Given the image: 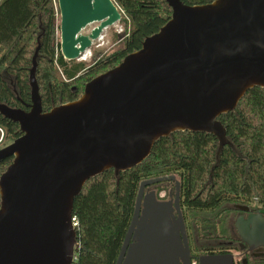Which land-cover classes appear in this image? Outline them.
Wrapping results in <instances>:
<instances>
[{
  "label": "water",
  "instance_id": "obj_1",
  "mask_svg": "<svg viewBox=\"0 0 264 264\" xmlns=\"http://www.w3.org/2000/svg\"><path fill=\"white\" fill-rule=\"evenodd\" d=\"M165 1L170 18L139 49L87 81L77 99L47 111L35 77L37 36L28 110L0 102V114L21 132L0 148V160L12 157L0 174V264H72L73 201L84 183L139 164L161 137L213 134L216 159L224 145L237 153L217 117L233 111L247 90L264 88V0ZM56 7L66 62L82 59L122 18L114 0H56ZM168 179L140 182L115 264H234L230 252L190 256L179 183L165 201L145 191ZM263 212L235 221L249 249H264Z\"/></svg>",
  "mask_w": 264,
  "mask_h": 264
},
{
  "label": "trees",
  "instance_id": "obj_2",
  "mask_svg": "<svg viewBox=\"0 0 264 264\" xmlns=\"http://www.w3.org/2000/svg\"><path fill=\"white\" fill-rule=\"evenodd\" d=\"M181 1L199 5L213 0ZM114 2L122 11V29L121 34H112V40L119 41L120 46L86 64L83 60L66 62L59 52L56 0H0V102L28 110V71L37 36L35 77L42 109L47 111L77 99L87 81L139 49L144 38L158 31L171 16L165 0ZM4 73L13 78L15 86L8 84ZM217 119L237 153L224 145L216 159L218 142L213 134L178 130L156 140L144 160L120 171L117 177L109 168L89 178L73 201L72 216L77 226L76 259L72 264H115L140 182L166 175L178 179L185 227L190 222L193 228L208 229L210 235L204 238L215 239H202L200 245L192 241L194 254L223 253L224 248L219 245L208 246L228 239L223 233L218 234L223 216L235 215L239 205L264 206V88L256 86L247 90L233 111ZM0 128L5 140L12 141L21 134L18 123L1 114ZM11 160L12 157L0 160V174ZM169 182L172 183L169 179L160 181L145 189H153L158 195ZM225 204L230 207L220 209ZM209 213L225 215L215 220L212 216L206 222L202 214ZM246 264H264V258L249 257Z\"/></svg>",
  "mask_w": 264,
  "mask_h": 264
},
{
  "label": "rangeland",
  "instance_id": "obj_3",
  "mask_svg": "<svg viewBox=\"0 0 264 264\" xmlns=\"http://www.w3.org/2000/svg\"><path fill=\"white\" fill-rule=\"evenodd\" d=\"M56 23L57 24L59 23V14L56 15ZM121 29H122V26H121L120 22L116 23L113 27L107 28L103 32L102 37L91 46V48L89 49V51L86 54V56L84 57V59L82 58L80 60L85 61L86 64H91L102 53L111 51V50L119 47L120 46L119 41H113L112 40V34L115 33V32L121 34ZM56 38L58 39V31H56ZM8 78H10V77H8ZM9 85H11V84L9 83ZM11 86H15L14 85V82H13V84ZM2 135H3V131L0 128V144L1 145H7V144H9L11 141L10 140H5L4 138H2ZM166 176H173V179L171 180L172 183L169 182V183H165L164 184V186L166 188L165 189L166 192L169 191V193L173 194V192L175 191V181H177L178 179L174 175H166ZM227 207H230V205H228V204L227 205L226 204L225 205H222L220 209L227 208ZM223 215H225V214L222 213V214H220L218 216H216L215 213L202 214V216H206V217H203V219L206 218L205 219L206 222L208 221V219L211 220L212 216L215 217V218H213L215 220V219H220ZM225 217L228 220H226V219L224 220ZM234 217L235 216L233 214H228V215L226 214V216H223V219L221 220V223L218 226V230H219V233L218 234L221 235L223 233L226 237L229 236V233L226 230H227V228H230L231 230H233V220H234ZM187 220L188 221L190 220V219H188V216H187ZM191 225H192V223H190V222H188V224H186L187 231L189 233L191 242L192 241L193 242L195 241V243L197 245H200L201 244L200 240H202V239L203 240L204 239H207V240H215L214 238H204L206 235H210V233L208 232L209 231L208 229H201V228L200 229L199 228L197 229V227L196 228H193ZM221 244H223V243H221V241H219V242L214 241V242L209 243L208 246H214L215 247V246L221 245ZM193 246L195 247V245H193ZM74 255H75V253H74Z\"/></svg>",
  "mask_w": 264,
  "mask_h": 264
},
{
  "label": "flooded vegetation",
  "instance_id": "obj_4",
  "mask_svg": "<svg viewBox=\"0 0 264 264\" xmlns=\"http://www.w3.org/2000/svg\"><path fill=\"white\" fill-rule=\"evenodd\" d=\"M4 146L5 145L0 144V148H2ZM147 191H149V190H147ZM173 197H174V192H173V194H171L168 191V192L164 193L161 201H165V200H168V199L173 198ZM237 207H246V210L237 209L236 215H234L235 217L233 220V230L228 228V232H229L228 239L225 241H221V243H223V244H221L219 246L224 248L223 253L230 252L233 255L234 264H244V262L246 263V259L249 257H260V258L262 257V258H264V249L259 250L258 249L259 247H256L254 249H249L248 244L246 242H242L241 237L238 233V230L235 226V221L239 216L246 218L249 214H254L257 212H263L264 206H260V205H254V206L239 205ZM263 215H264V212H263ZM185 228H187V227H185ZM186 236H187L190 256L192 258H196L200 255H204V254H200V255L196 256L194 254V250H192L193 249V243H191V241L189 240L187 233H186ZM197 248H199V247H197ZM218 254H222V253H218ZM195 264H197V263H195Z\"/></svg>",
  "mask_w": 264,
  "mask_h": 264
},
{
  "label": "crops",
  "instance_id": "obj_5",
  "mask_svg": "<svg viewBox=\"0 0 264 264\" xmlns=\"http://www.w3.org/2000/svg\"><path fill=\"white\" fill-rule=\"evenodd\" d=\"M4 77H5V79L8 81V84L10 83L11 85L13 84V78L11 77V76H9V75H7V74H5L4 73ZM8 77H10V78H8ZM147 190H153V189H146V191ZM166 192V190H163V191H161V192H159L158 193V195H156V199H158V200H161L162 198H163V195H164V193ZM149 216V215H148ZM148 223H149V219H146L145 220V225H148ZM152 238H153V236H152ZM154 240V239H153ZM157 240V238L154 240V241H156ZM149 243V242H148Z\"/></svg>",
  "mask_w": 264,
  "mask_h": 264
},
{
  "label": "built area",
  "instance_id": "obj_6",
  "mask_svg": "<svg viewBox=\"0 0 264 264\" xmlns=\"http://www.w3.org/2000/svg\"><path fill=\"white\" fill-rule=\"evenodd\" d=\"M86 56V55H85ZM84 59V57H83ZM72 226L75 228L77 226V220L74 216L71 218ZM76 259V255H74L73 261Z\"/></svg>",
  "mask_w": 264,
  "mask_h": 264
},
{
  "label": "bare ground",
  "instance_id": "obj_7",
  "mask_svg": "<svg viewBox=\"0 0 264 264\" xmlns=\"http://www.w3.org/2000/svg\"><path fill=\"white\" fill-rule=\"evenodd\" d=\"M86 55V54H85ZM85 55H84V57H85Z\"/></svg>",
  "mask_w": 264,
  "mask_h": 264
}]
</instances>
